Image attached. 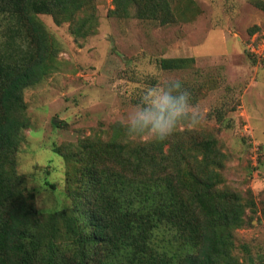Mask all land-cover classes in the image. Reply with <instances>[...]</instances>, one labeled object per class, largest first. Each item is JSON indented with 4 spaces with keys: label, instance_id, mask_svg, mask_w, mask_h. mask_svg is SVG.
<instances>
[{
    "label": "trees",
    "instance_id": "16d2710c",
    "mask_svg": "<svg viewBox=\"0 0 264 264\" xmlns=\"http://www.w3.org/2000/svg\"><path fill=\"white\" fill-rule=\"evenodd\" d=\"M90 1L0 0V264H240L234 231L256 202L220 186L227 153L213 135L178 127L161 142L129 143L116 123L107 139L55 148L73 209L41 212L27 193L17 162L29 126L24 92L56 67L58 53L39 14L85 36L96 31L92 16L74 22ZM113 1L125 16L175 21L169 0ZM192 59L160 64L178 69ZM249 264H264V255Z\"/></svg>",
    "mask_w": 264,
    "mask_h": 264
},
{
    "label": "rangeland",
    "instance_id": "374dc122",
    "mask_svg": "<svg viewBox=\"0 0 264 264\" xmlns=\"http://www.w3.org/2000/svg\"><path fill=\"white\" fill-rule=\"evenodd\" d=\"M169 1L175 21L161 24L116 13L113 0H91L74 22L92 16L96 31L85 36L74 34L69 21L39 14L58 49L57 62L25 89L29 126L18 171L41 212L73 209L66 163L55 148L107 139L141 90L157 78L178 77L193 104L206 109L198 125L179 128L199 139L217 137L227 153L220 186L256 202L247 207V223L234 231L235 254L249 264L264 255V0ZM166 57L193 59L165 69L160 61Z\"/></svg>",
    "mask_w": 264,
    "mask_h": 264
},
{
    "label": "clouds",
    "instance_id": "9594fccd",
    "mask_svg": "<svg viewBox=\"0 0 264 264\" xmlns=\"http://www.w3.org/2000/svg\"><path fill=\"white\" fill-rule=\"evenodd\" d=\"M205 112L193 104L192 93L182 79L157 78L141 90L118 124L126 142H161L182 124L198 125Z\"/></svg>",
    "mask_w": 264,
    "mask_h": 264
}]
</instances>
